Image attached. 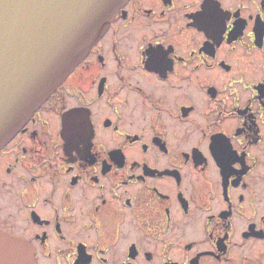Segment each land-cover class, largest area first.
<instances>
[{"label":"flooded vegetation","instance_id":"af4514ba","mask_svg":"<svg viewBox=\"0 0 264 264\" xmlns=\"http://www.w3.org/2000/svg\"><path fill=\"white\" fill-rule=\"evenodd\" d=\"M0 233L33 264H264V0H126L0 148Z\"/></svg>","mask_w":264,"mask_h":264},{"label":"water","instance_id":"95a60500","mask_svg":"<svg viewBox=\"0 0 264 264\" xmlns=\"http://www.w3.org/2000/svg\"><path fill=\"white\" fill-rule=\"evenodd\" d=\"M126 0H0V148L107 29ZM0 258L33 264L19 238L0 233Z\"/></svg>","mask_w":264,"mask_h":264}]
</instances>
